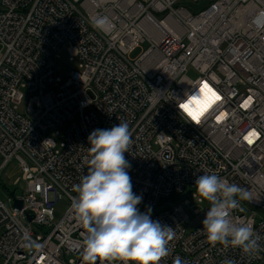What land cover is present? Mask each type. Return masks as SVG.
Listing matches in <instances>:
<instances>
[{"label":"built area","instance_id":"built-area-1","mask_svg":"<svg viewBox=\"0 0 264 264\" xmlns=\"http://www.w3.org/2000/svg\"><path fill=\"white\" fill-rule=\"evenodd\" d=\"M97 15L110 18L108 31L92 27ZM257 17L264 24V0H0V176L16 159L26 182L10 205L0 198L3 264H82L86 230L72 208L73 186L88 167L90 133L120 122L131 132L124 155L138 206L176 234L160 264L177 257L264 264V27ZM63 45L71 69L62 80ZM199 89L208 106L197 125L177 100ZM61 128L59 147L52 133ZM212 173L250 192L231 218L262 237L256 255L207 241L209 203L195 180ZM184 196L197 200L201 219L191 230ZM61 197L69 206L56 221Z\"/></svg>","mask_w":264,"mask_h":264},{"label":"clouds","instance_id":"clouds-1","mask_svg":"<svg viewBox=\"0 0 264 264\" xmlns=\"http://www.w3.org/2000/svg\"><path fill=\"white\" fill-rule=\"evenodd\" d=\"M261 24L259 17L254 21ZM92 27L106 32L112 27L110 18L97 15L91 18ZM199 93V94H198ZM207 103L203 89L185 93L177 100L180 114L199 125L202 107ZM88 167L80 182L73 186L72 208L86 230L83 241L82 264H160L170 255L174 228L151 218V208L141 212L137 207L142 196L133 192L125 158L131 145V132L126 122L107 129H96L88 136ZM196 194L209 203L202 221L207 241L228 248H239L245 255L261 250L262 237L250 223H236L231 218L240 200H250V192L230 183L215 173L203 174L195 180ZM173 264H186L179 257ZM224 264H233L226 260Z\"/></svg>","mask_w":264,"mask_h":264},{"label":"rangeland","instance_id":"rangeland-1","mask_svg":"<svg viewBox=\"0 0 264 264\" xmlns=\"http://www.w3.org/2000/svg\"><path fill=\"white\" fill-rule=\"evenodd\" d=\"M143 49L148 47V43L142 44L141 46ZM142 48H137L135 51L131 53V58H136L141 52ZM60 53V58L57 59L56 61V76L61 78L62 80L67 77L68 71L71 69V64L69 61V55L66 50V45H63L61 50L59 51ZM78 60H76L77 62ZM191 74H194L191 72ZM89 94L92 97H95V91L90 90ZM63 131L64 129H60V134L56 135L52 133V136L54 137L57 145L61 147V144L64 141L63 137ZM1 163V160H0ZM22 172L21 169L16 161V159H12L5 170L1 173L0 176V198L7 204L10 205L8 198L12 197V195H20L22 190L26 186V182L22 179L21 176ZM186 199L191 200V203L189 206H185L186 211L190 215L191 219L190 222L187 224L188 228L191 230L193 229L196 225L201 224V219L197 218L194 215V209L198 208L197 206V200H193L190 196H184L182 198V201H185ZM176 202H181V201H173V203ZM55 219L58 221L62 215L65 213L67 210L69 203L68 200L65 197L58 198L55 202ZM139 210L141 211L142 209L137 206ZM0 264H3V260L0 257Z\"/></svg>","mask_w":264,"mask_h":264},{"label":"snow or ice","instance_id":"snow-or-ice-1","mask_svg":"<svg viewBox=\"0 0 264 264\" xmlns=\"http://www.w3.org/2000/svg\"><path fill=\"white\" fill-rule=\"evenodd\" d=\"M203 88H204V89H207V91L210 92V93L212 94V97H213L215 100H219V99H220V97H219L215 92H213L211 88H209V86H208L207 83H205V84L203 85ZM207 106H208V104L206 103V104L202 107V110H201V112H200V115H202L204 109H205ZM193 118H194V119H199V116H194ZM255 135H256V133H255V132H252V133L249 134V136H246L245 139H246L249 143H252V138H253Z\"/></svg>","mask_w":264,"mask_h":264},{"label":"water","instance_id":"water-1","mask_svg":"<svg viewBox=\"0 0 264 264\" xmlns=\"http://www.w3.org/2000/svg\"><path fill=\"white\" fill-rule=\"evenodd\" d=\"M15 206L18 208H22V201L16 200ZM28 217H29V220H32V217H30V216H28Z\"/></svg>","mask_w":264,"mask_h":264}]
</instances>
